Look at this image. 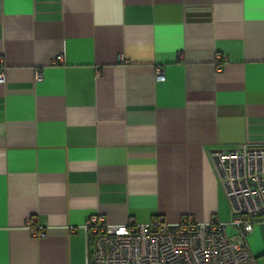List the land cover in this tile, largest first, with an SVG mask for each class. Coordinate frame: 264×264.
<instances>
[{
	"label": "crops",
	"instance_id": "1",
	"mask_svg": "<svg viewBox=\"0 0 264 264\" xmlns=\"http://www.w3.org/2000/svg\"><path fill=\"white\" fill-rule=\"evenodd\" d=\"M0 72V264H88L95 214L226 222L208 152L264 145V0H0Z\"/></svg>",
	"mask_w": 264,
	"mask_h": 264
},
{
	"label": "built area",
	"instance_id": "2",
	"mask_svg": "<svg viewBox=\"0 0 264 264\" xmlns=\"http://www.w3.org/2000/svg\"><path fill=\"white\" fill-rule=\"evenodd\" d=\"M59 61L61 55L53 63ZM156 78L164 79L160 69ZM208 157L229 203V222H197L187 215L177 223L156 217L145 224L130 219L115 225L95 214L84 225L91 242L87 263L258 264L249 250L247 235L264 213V145L212 149ZM32 234L34 238L44 235L37 229Z\"/></svg>",
	"mask_w": 264,
	"mask_h": 264
},
{
	"label": "rangeland",
	"instance_id": "3",
	"mask_svg": "<svg viewBox=\"0 0 264 264\" xmlns=\"http://www.w3.org/2000/svg\"><path fill=\"white\" fill-rule=\"evenodd\" d=\"M228 218L229 219L226 222H229V220H230V211H229ZM258 224H264V216L255 221V226ZM231 232H232V229L229 228L228 233L231 234ZM254 235H255V237L257 235V237H259L260 239L263 240L264 239V226L262 228L259 227V229L255 233H251V234L247 235V244L248 245L252 244ZM254 251H255L254 254H253V252H251V253H252L253 257L256 258L257 263L258 264H264V255H259L256 257L257 254H259L260 252L261 253L264 252V250H262L260 252H256V250H254Z\"/></svg>",
	"mask_w": 264,
	"mask_h": 264
},
{
	"label": "trees",
	"instance_id": "4",
	"mask_svg": "<svg viewBox=\"0 0 264 264\" xmlns=\"http://www.w3.org/2000/svg\"><path fill=\"white\" fill-rule=\"evenodd\" d=\"M263 216H264V213H263L262 217H263ZM260 218H261V217H260ZM258 219H259V218H258ZM258 219H257V220H258ZM251 232H252V231H251ZM251 232H250L249 234H251ZM232 233H233V232H232Z\"/></svg>",
	"mask_w": 264,
	"mask_h": 264
}]
</instances>
